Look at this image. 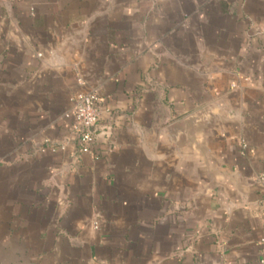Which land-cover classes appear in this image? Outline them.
<instances>
[{"label": "crops", "instance_id": "1", "mask_svg": "<svg viewBox=\"0 0 264 264\" xmlns=\"http://www.w3.org/2000/svg\"><path fill=\"white\" fill-rule=\"evenodd\" d=\"M262 174L264 0H0V264H264Z\"/></svg>", "mask_w": 264, "mask_h": 264}, {"label": "built area", "instance_id": "2", "mask_svg": "<svg viewBox=\"0 0 264 264\" xmlns=\"http://www.w3.org/2000/svg\"><path fill=\"white\" fill-rule=\"evenodd\" d=\"M232 88H236V85H233ZM99 101L97 93H80L75 98L71 115L73 118V131L78 141L79 153L90 152L95 143L100 116ZM243 148H246L245 144H243ZM258 180L264 187V174L259 175ZM261 199L264 206V188L261 192ZM260 246L264 250V238L260 240Z\"/></svg>", "mask_w": 264, "mask_h": 264}]
</instances>
